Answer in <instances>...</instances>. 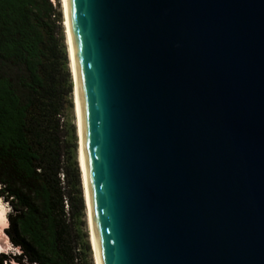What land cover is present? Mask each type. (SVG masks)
Listing matches in <instances>:
<instances>
[{
	"label": "water",
	"instance_id": "water-1",
	"mask_svg": "<svg viewBox=\"0 0 264 264\" xmlns=\"http://www.w3.org/2000/svg\"><path fill=\"white\" fill-rule=\"evenodd\" d=\"M100 264H264V0H67Z\"/></svg>",
	"mask_w": 264,
	"mask_h": 264
},
{
	"label": "trees",
	"instance_id": "trees-1",
	"mask_svg": "<svg viewBox=\"0 0 264 264\" xmlns=\"http://www.w3.org/2000/svg\"><path fill=\"white\" fill-rule=\"evenodd\" d=\"M61 21L59 0H0V198L19 250L0 251V264H78L90 252L73 227L84 203L74 127L69 146L61 134L72 106Z\"/></svg>",
	"mask_w": 264,
	"mask_h": 264
},
{
	"label": "bare ground",
	"instance_id": "bare-ground-1",
	"mask_svg": "<svg viewBox=\"0 0 264 264\" xmlns=\"http://www.w3.org/2000/svg\"><path fill=\"white\" fill-rule=\"evenodd\" d=\"M61 16H62V27L64 34V43L66 48V54L68 58V64L71 75V86L73 93V103L76 111L75 118V128H76V137H77V151H78V163H79V174L81 185L83 189V200L87 221V231H88V239L90 243V249L93 257L94 264H100L97 247L94 241V227L91 223V214L88 204V188L82 168V127H81V108H80V93L79 86L77 82V70L74 64V52L71 44V29H70V21H69V13L67 7V0H61ZM6 212L1 207L0 202V221L5 216ZM1 247V246H0Z\"/></svg>",
	"mask_w": 264,
	"mask_h": 264
},
{
	"label": "rangeland",
	"instance_id": "rangeland-1",
	"mask_svg": "<svg viewBox=\"0 0 264 264\" xmlns=\"http://www.w3.org/2000/svg\"><path fill=\"white\" fill-rule=\"evenodd\" d=\"M53 2H54V0H53ZM59 7H60V12H61V0H59ZM61 26H62V24H61ZM62 30H63V27H62ZM63 36H64V34H63ZM67 66L69 69L68 58H67ZM69 73H70V69H69ZM70 77H71V75H70ZM70 98H71L72 106H70V107L65 106V108L63 110V116H62V119L64 122H63V128H62L61 134H62V137L64 136V138L66 140L63 147H67L70 144V141L68 140L69 139L68 138L69 137L68 132H69L71 125L74 127L75 135H76V128H75L76 111H75V107H74V103H73L72 88H71V97ZM75 159H76V163H77L78 168H79L78 151H77V137H76V147H75ZM80 183H81V180H80ZM80 186L82 189V185H80ZM82 201L84 202V200H83V189H82ZM0 202H1L2 209L4 210V212H6L5 216L0 221V246H1L0 251L18 253V251H19L18 248L11 244V242L8 239V236L6 235V232H5V228L8 225L6 215L11 211L10 206H9V204H6V201L2 200L1 198H0ZM73 220H74L73 221V227H75L74 231H75V235L78 238V242L80 243L81 238H82V240L86 239L88 244L90 245L89 239H88L87 221H86L84 203H83L82 211H80V213H78L75 217H73ZM79 258L81 260L78 261V264H94L91 249H90V252H88V253L87 252L86 253H80Z\"/></svg>",
	"mask_w": 264,
	"mask_h": 264
}]
</instances>
